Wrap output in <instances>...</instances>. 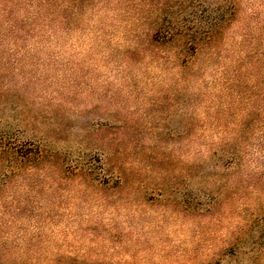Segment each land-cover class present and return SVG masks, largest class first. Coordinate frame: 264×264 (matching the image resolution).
<instances>
[{
	"label": "rangeland",
	"instance_id": "1",
	"mask_svg": "<svg viewBox=\"0 0 264 264\" xmlns=\"http://www.w3.org/2000/svg\"><path fill=\"white\" fill-rule=\"evenodd\" d=\"M241 7L183 68L153 0H0V141L93 167L1 158L0 264H264V0Z\"/></svg>",
	"mask_w": 264,
	"mask_h": 264
},
{
	"label": "trees",
	"instance_id": "2",
	"mask_svg": "<svg viewBox=\"0 0 264 264\" xmlns=\"http://www.w3.org/2000/svg\"><path fill=\"white\" fill-rule=\"evenodd\" d=\"M156 3L154 17L149 19L151 25L150 42L155 45L168 44L175 49V60L187 68L194 58L204 52L211 56L221 44V40L228 28L242 24V0H153ZM236 149V148H235ZM232 154L234 164V156ZM32 157L38 162L57 169L63 177L79 176L91 179L93 167L85 162L81 153L68 151L62 156L51 150L46 143H41L34 154H20V151L11 148L0 141V160L8 159L15 171H19L31 161ZM54 160V163H52ZM56 160V161H55ZM105 167H115L108 162ZM119 184L123 185L125 177L119 167ZM12 172V173H14ZM11 173V172H10ZM8 177L10 176L7 174ZM7 177V178H8ZM6 183V182H5ZM5 183L0 185V194L5 189ZM243 242H238L232 249L233 254L242 250ZM0 254V261L8 254L4 247Z\"/></svg>",
	"mask_w": 264,
	"mask_h": 264
}]
</instances>
